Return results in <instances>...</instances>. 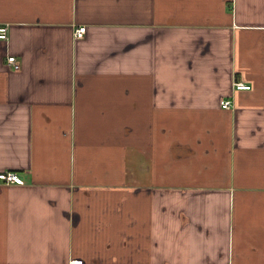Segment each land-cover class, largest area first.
<instances>
[{"label": "crops", "instance_id": "obj_1", "mask_svg": "<svg viewBox=\"0 0 264 264\" xmlns=\"http://www.w3.org/2000/svg\"><path fill=\"white\" fill-rule=\"evenodd\" d=\"M7 24L0 264H264V0H0Z\"/></svg>", "mask_w": 264, "mask_h": 264}, {"label": "built area", "instance_id": "obj_2", "mask_svg": "<svg viewBox=\"0 0 264 264\" xmlns=\"http://www.w3.org/2000/svg\"><path fill=\"white\" fill-rule=\"evenodd\" d=\"M87 27L85 25H79L74 30L75 38H83L86 34ZM0 38L8 40L9 39V25H0ZM8 62L13 64L15 67H18V60L15 56H8ZM234 86L237 89H250L251 86L245 84L244 82H235ZM221 106L226 109H230L232 107V100L230 99H222ZM0 181L3 184H24L23 178L17 173L13 171H5L0 173Z\"/></svg>", "mask_w": 264, "mask_h": 264}]
</instances>
